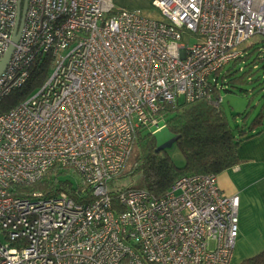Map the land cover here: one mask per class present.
Listing matches in <instances>:
<instances>
[{
    "label": "built area",
    "instance_id": "2783aa9c",
    "mask_svg": "<svg viewBox=\"0 0 264 264\" xmlns=\"http://www.w3.org/2000/svg\"><path fill=\"white\" fill-rule=\"evenodd\" d=\"M18 1L0 0V62ZM152 4L167 20L113 0H28L0 101L27 81L38 54L50 52L54 66L34 95L0 113V264H232L239 197L222 191L217 174L184 175L162 197L124 190L116 209L107 183L139 126L157 125L183 96L210 98L215 73L251 37L264 39V0ZM54 165L77 174V199L16 194Z\"/></svg>",
    "mask_w": 264,
    "mask_h": 264
},
{
    "label": "trees",
    "instance_id": "16d2710c",
    "mask_svg": "<svg viewBox=\"0 0 264 264\" xmlns=\"http://www.w3.org/2000/svg\"><path fill=\"white\" fill-rule=\"evenodd\" d=\"M251 48L250 51L244 48L243 55L232 61L233 65L222 74V79L229 80L230 88L234 86L233 82L236 79L244 80L254 86L250 90L252 93L262 94L260 100L263 101V105L252 122L247 124V119L252 113L250 104L246 112L239 114L242 115L243 124L233 125L230 121L222 101H219V87H223L224 84L218 85L220 77L217 71L216 81L210 84V98L193 102L180 100L175 104H166L158 113L159 119L163 120L171 133L178 137L176 142L184 154L185 165L182 167L176 165L166 149L158 151L160 144L155 133L151 131V126L142 124L136 130L134 144L124 169L107 183L113 208H121L119 194L124 190L143 189L156 197H162L175 181L184 175L210 173L218 175L240 162V145L264 129V80L255 78L253 70L259 67V63H264V39L259 46ZM240 64H244V67L239 66ZM53 66L54 58L50 52L38 54L31 64L27 81L3 96L0 101V113L11 110L30 97L34 90L41 88L52 73ZM257 79V83L254 82ZM233 117L237 119V115L233 114ZM66 172L75 173L54 165L42 180L18 186L16 194L32 191L49 194L66 190L77 199L74 190L77 187L81 188L80 184L74 185L69 178L62 181L60 176ZM239 264H264V250Z\"/></svg>",
    "mask_w": 264,
    "mask_h": 264
},
{
    "label": "crops",
    "instance_id": "0c3cea01",
    "mask_svg": "<svg viewBox=\"0 0 264 264\" xmlns=\"http://www.w3.org/2000/svg\"><path fill=\"white\" fill-rule=\"evenodd\" d=\"M113 2L122 8L133 3L132 0ZM239 158L236 166L217 175L222 191L239 197V236L232 264L264 250V129L240 145Z\"/></svg>",
    "mask_w": 264,
    "mask_h": 264
},
{
    "label": "rangeland",
    "instance_id": "374dc122",
    "mask_svg": "<svg viewBox=\"0 0 264 264\" xmlns=\"http://www.w3.org/2000/svg\"><path fill=\"white\" fill-rule=\"evenodd\" d=\"M133 3H129L126 8L128 9H138L139 12L144 15L145 17L151 18V19H157L159 21H165L167 20V17L162 13V11L154 7L152 4L153 0H139L137 2L136 0H132ZM116 8L122 9L124 6L115 5ZM184 35L187 38L190 43L194 42L196 39L190 37L191 34L189 31H184ZM262 37L261 36H254L251 37L249 40H247L244 43V48H247V51L252 50L251 47H256L261 44ZM249 61V60H247ZM246 62V61H245ZM233 65L232 62L225 65L221 69L218 70L217 75L219 80V86L220 84H224L223 87H219V93H220V99L222 100L223 107L227 113V115L230 118V121L233 123V125L237 124H243V118L242 115H239L240 113H244L249 108L252 111L250 117L247 119V124L252 122V119L260 112L261 107L263 105V101L260 100V97L262 94L256 95L255 93H252L250 90L252 89V84L241 81L240 79H236L232 86L230 88V82L227 78L222 79V74L229 69ZM264 63H259V67L254 68L255 71V78H260L261 80H264ZM239 66L244 67V64H240ZM239 68V67H237ZM238 74V73H236ZM258 79L254 82L257 83ZM243 90H247L246 92ZM38 90H34L30 96L34 95ZM181 102L185 100V97L180 98ZM260 101V104H259ZM234 115H237V119L233 117ZM156 135V138L158 140V143L161 145L169 140H171L174 135L171 133L168 126H163L156 132H154ZM167 153L172 158V160L175 162L176 165L182 167L185 165V157L179 146L177 145V142H174L172 146H169L166 148ZM71 179V181L74 183V185H77L79 183V178L77 175L73 172H70L67 174H61L60 179L62 181H65L66 179ZM239 264V262H238Z\"/></svg>",
    "mask_w": 264,
    "mask_h": 264
},
{
    "label": "water",
    "instance_id": "95a60500",
    "mask_svg": "<svg viewBox=\"0 0 264 264\" xmlns=\"http://www.w3.org/2000/svg\"><path fill=\"white\" fill-rule=\"evenodd\" d=\"M27 6H28V0L18 1L17 20H16L14 32H13V37H12L13 43L9 46L8 51L5 53L2 61L0 62V76L3 73L4 69L6 68L11 58V55L15 49V43H17L20 38L22 29L24 26L25 17H26ZM165 125L166 123L163 120H161L157 125H154L151 127V131L154 133ZM177 139L178 137L174 136L171 140L161 144L157 150L159 151L162 149H166L169 146H172V144L176 142Z\"/></svg>",
    "mask_w": 264,
    "mask_h": 264
}]
</instances>
